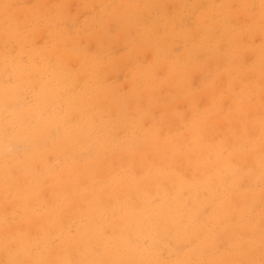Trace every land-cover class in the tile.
Masks as SVG:
<instances>
[{"label":"rangeland","instance_id":"1","mask_svg":"<svg viewBox=\"0 0 264 264\" xmlns=\"http://www.w3.org/2000/svg\"><path fill=\"white\" fill-rule=\"evenodd\" d=\"M0 264H264V0H0Z\"/></svg>","mask_w":264,"mask_h":264}]
</instances>
